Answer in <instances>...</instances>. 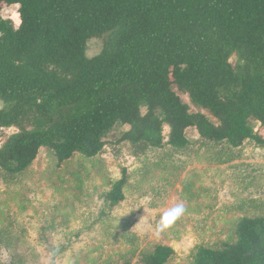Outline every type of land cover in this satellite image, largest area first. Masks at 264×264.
Listing matches in <instances>:
<instances>
[{
	"label": "trees",
	"instance_id": "16d2710c",
	"mask_svg": "<svg viewBox=\"0 0 264 264\" xmlns=\"http://www.w3.org/2000/svg\"><path fill=\"white\" fill-rule=\"evenodd\" d=\"M14 5L17 29L0 17V130L18 133L0 148V177L17 186L43 150L58 167L77 155L98 158L113 128L130 126L119 142L132 145L140 166L122 168L77 237L92 235L102 256L109 248L108 264L140 255L141 264H178L172 247L143 248L134 214L122 215V205L133 191L159 209L193 163L231 165L243 160L244 143L264 147V135L249 124L254 118L264 127V0H0V12ZM92 38L104 47L89 58ZM234 54L243 62L239 72ZM174 86L219 124L192 114ZM192 127L201 145L187 138ZM243 166H234L236 174ZM239 177L245 191L264 183L263 176ZM182 184L189 195L193 182ZM207 193L215 199L210 187ZM218 202L216 212L236 215L233 239L198 245L187 264H264V202ZM12 236L0 228V251H13ZM16 257L10 264H22Z\"/></svg>",
	"mask_w": 264,
	"mask_h": 264
},
{
	"label": "rangeland",
	"instance_id": "374dc122",
	"mask_svg": "<svg viewBox=\"0 0 264 264\" xmlns=\"http://www.w3.org/2000/svg\"><path fill=\"white\" fill-rule=\"evenodd\" d=\"M19 8L14 5L0 12V17L14 29L21 23ZM103 47V39H90L87 56L99 55ZM230 62L237 72L243 66L237 54L231 57ZM174 91L192 114H204L212 123L219 124L209 111L195 105L186 92L177 86H174ZM4 107L5 104L0 102V108ZM146 112V109L142 110V114ZM156 114L162 118L160 112ZM249 124L255 132L264 135V127L259 121L252 118ZM129 130L130 126L116 125L104 138L105 152L98 158L89 160L77 155L58 167L53 155L43 150L17 186L9 187L0 177V228L10 229L14 241L13 251L2 247L0 261L10 264L18 254L16 259L22 264L109 263L111 259L106 255L110 253L109 248L102 256L92 235L77 237V233L93 222V215L103 204L102 195L121 178L122 168L135 170L140 166L132 145L119 142ZM169 131L165 126V143ZM16 133V128L0 130V148ZM186 136L192 144H202L195 127L189 128ZM242 150L243 160L231 165L216 166L203 161L193 163L179 179L173 180L171 195L166 205L159 209L150 207V196L137 199L138 193H128L122 205V215L131 217L134 214V231L142 237L145 250L166 245L175 250L176 263L187 264L198 245H222L233 239L230 221L233 222L236 215L216 212L214 200H219V207L235 206L241 200L253 198L264 202V183L258 182L245 191L239 177L242 174L264 177V147L246 142ZM239 162L244 166L236 174L234 166ZM186 178L194 184L189 195L183 190L182 180ZM208 187L215 196L214 200L207 193ZM177 203L184 205V214L169 228L158 230L162 214ZM140 261L141 255L132 259L131 264H141Z\"/></svg>",
	"mask_w": 264,
	"mask_h": 264
},
{
	"label": "clouds",
	"instance_id": "9594fccd",
	"mask_svg": "<svg viewBox=\"0 0 264 264\" xmlns=\"http://www.w3.org/2000/svg\"><path fill=\"white\" fill-rule=\"evenodd\" d=\"M185 212L184 205L177 203L173 207L166 210L160 217V222L157 224V229L162 231L169 228L177 219Z\"/></svg>",
	"mask_w": 264,
	"mask_h": 264
}]
</instances>
